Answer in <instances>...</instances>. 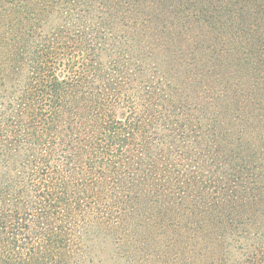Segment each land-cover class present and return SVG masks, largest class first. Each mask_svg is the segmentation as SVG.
Instances as JSON below:
<instances>
[{"label":"trees","instance_id":"1","mask_svg":"<svg viewBox=\"0 0 264 264\" xmlns=\"http://www.w3.org/2000/svg\"><path fill=\"white\" fill-rule=\"evenodd\" d=\"M0 264H264V0H0Z\"/></svg>","mask_w":264,"mask_h":264}]
</instances>
